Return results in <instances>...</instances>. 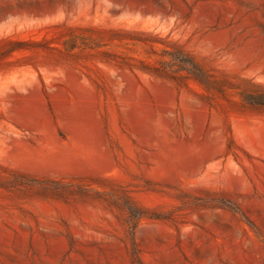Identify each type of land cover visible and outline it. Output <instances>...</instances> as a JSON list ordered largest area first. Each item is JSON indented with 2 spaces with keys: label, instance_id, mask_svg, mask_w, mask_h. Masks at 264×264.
Wrapping results in <instances>:
<instances>
[{
  "label": "rangeland",
  "instance_id": "374dc122",
  "mask_svg": "<svg viewBox=\"0 0 264 264\" xmlns=\"http://www.w3.org/2000/svg\"><path fill=\"white\" fill-rule=\"evenodd\" d=\"M0 264H264V0H0Z\"/></svg>",
  "mask_w": 264,
  "mask_h": 264
},
{
  "label": "trees",
  "instance_id": "16d2710c",
  "mask_svg": "<svg viewBox=\"0 0 264 264\" xmlns=\"http://www.w3.org/2000/svg\"><path fill=\"white\" fill-rule=\"evenodd\" d=\"M199 73H200V74H196V77H197L200 81H202V75L204 74V71H203L202 69H200V70H199Z\"/></svg>",
  "mask_w": 264,
  "mask_h": 264
}]
</instances>
